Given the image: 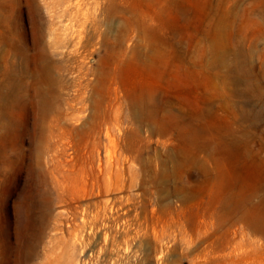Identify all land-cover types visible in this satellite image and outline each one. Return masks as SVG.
Returning a JSON list of instances; mask_svg holds the SVG:
<instances>
[{
  "label": "rangeland",
  "instance_id": "374dc122",
  "mask_svg": "<svg viewBox=\"0 0 264 264\" xmlns=\"http://www.w3.org/2000/svg\"><path fill=\"white\" fill-rule=\"evenodd\" d=\"M0 264H264V0H0Z\"/></svg>",
  "mask_w": 264,
  "mask_h": 264
}]
</instances>
